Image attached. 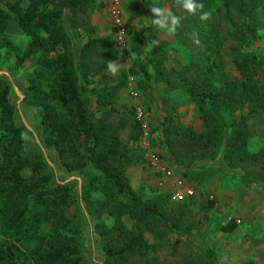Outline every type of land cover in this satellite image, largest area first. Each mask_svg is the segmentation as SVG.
Here are the masks:
<instances>
[{
    "label": "rangeland",
    "instance_id": "374dc122",
    "mask_svg": "<svg viewBox=\"0 0 264 264\" xmlns=\"http://www.w3.org/2000/svg\"><path fill=\"white\" fill-rule=\"evenodd\" d=\"M151 3L182 17L177 33L166 35L151 24ZM94 4V10L77 12L71 20L64 16L63 20L79 85L89 99L92 116L103 114L115 134L134 150L132 162L124 169L128 185L143 200L156 201L168 220L166 225L156 222L155 233H144L149 246L142 253L127 254L116 263L108 258L105 249L118 245L117 235L111 229V216L101 210L100 195L82 194L86 176L61 167L56 151L44 142L40 117L24 100L32 61L17 64L13 54L0 56V77L11 88L9 101L23 130L24 150L42 158L45 168L53 173L50 182L72 186L67 217L79 235L83 264H207L208 252L213 254L212 264H264V253L259 255L264 252V111L243 114L246 150L257 156L256 161L232 157L235 162L228 165L225 138H216L209 148L196 147L192 135L205 128L182 83V70L197 51L191 44L186 12L174 0H95ZM0 7L4 8L3 0ZM218 22L225 25L223 20ZM6 32L16 46H26L28 38L15 20L8 23ZM90 39L96 42L82 51ZM150 39H158L160 45L146 50ZM230 43L228 40L227 45ZM247 49L259 55L264 50V37L249 41ZM5 51L0 36V55ZM131 51L137 58H129ZM223 54L226 77L239 78L226 49ZM109 60L122 63L115 76L107 72ZM132 88L137 92L135 97L130 93ZM135 107L141 109L143 118L141 134L133 143L128 124L136 115ZM223 116L228 126L233 116ZM29 174L24 171V175ZM186 188L195 194L172 203L170 193ZM229 220L236 223L235 229L222 231ZM124 221L130 228L132 220L126 217Z\"/></svg>",
    "mask_w": 264,
    "mask_h": 264
},
{
    "label": "trees",
    "instance_id": "16d2710c",
    "mask_svg": "<svg viewBox=\"0 0 264 264\" xmlns=\"http://www.w3.org/2000/svg\"><path fill=\"white\" fill-rule=\"evenodd\" d=\"M3 1L0 36L6 51L0 56L13 54L17 64L32 61L24 100L40 117L44 142L56 151L61 167L86 176L82 194L100 195L99 205L111 216L118 243L107 247L105 253L115 263L127 254L142 253L149 246L144 233H155L156 222L166 225L168 220L156 201L143 200L128 185L124 169L132 162L134 150L115 134L103 114L92 116L89 99L79 85L63 20L64 16L71 20L77 12L94 10L95 0ZM202 2L212 18L205 22L199 19V12L186 13L191 44L197 51L181 73L187 95L205 128L192 135V142L203 149L217 142L216 138H225L228 165L234 164L232 157L256 161L257 156L246 150L243 114L264 111V50L258 55L247 49L249 41L264 37V0ZM12 19L28 38L22 49L6 32ZM219 20L225 25L221 26ZM95 42L88 40L82 51ZM223 48L239 78L226 77ZM10 90L8 82L0 77V264H83L79 235L67 217L72 186L50 182L53 173L45 168L42 158L24 150L23 130L14 118ZM223 113L233 116L228 126ZM128 127L129 139L136 143L141 120L134 115ZM202 139L204 143H199ZM26 170L29 175H24ZM126 217L132 220L130 228L125 225ZM235 227L236 223L229 220L221 230L231 232ZM212 259L213 254L208 252L207 264H212Z\"/></svg>",
    "mask_w": 264,
    "mask_h": 264
},
{
    "label": "clouds",
    "instance_id": "9594fccd",
    "mask_svg": "<svg viewBox=\"0 0 264 264\" xmlns=\"http://www.w3.org/2000/svg\"><path fill=\"white\" fill-rule=\"evenodd\" d=\"M175 3L178 8H181L184 12L191 15H196L197 12H199V19L201 21L206 22L212 18L211 11L204 10V4L202 0H175ZM150 11L152 13L151 24L154 25L161 33L166 35H174L181 27L182 17L175 14L171 9L151 3ZM194 42L199 44L198 39H195ZM158 45H160V41L158 39H150L145 49L153 50ZM129 58H137V53L131 51ZM121 66L122 63L118 62V60H109L107 63V72L112 76H115Z\"/></svg>",
    "mask_w": 264,
    "mask_h": 264
},
{
    "label": "built area",
    "instance_id": "2783aa9c",
    "mask_svg": "<svg viewBox=\"0 0 264 264\" xmlns=\"http://www.w3.org/2000/svg\"><path fill=\"white\" fill-rule=\"evenodd\" d=\"M117 22L119 23V21L117 20ZM131 95L133 97L137 96V92L135 89H131L130 91ZM135 110H136V117L141 120L142 122V118H143V113L141 111V109L139 107H135ZM142 117V118H141ZM155 161L156 162V158H153L152 157V162ZM154 163V162H153ZM195 194V191L192 189V188H186L185 190H182V189H178V190H173L171 192V195H170V199L172 202H177L185 197H190L191 195Z\"/></svg>",
    "mask_w": 264,
    "mask_h": 264
},
{
    "label": "crops",
    "instance_id": "0c3cea01",
    "mask_svg": "<svg viewBox=\"0 0 264 264\" xmlns=\"http://www.w3.org/2000/svg\"><path fill=\"white\" fill-rule=\"evenodd\" d=\"M226 224H227V222H225V225H226ZM258 243H259V242H258ZM262 253H264V252H263V251H261V253H259V255H260V254H262Z\"/></svg>",
    "mask_w": 264,
    "mask_h": 264
}]
</instances>
